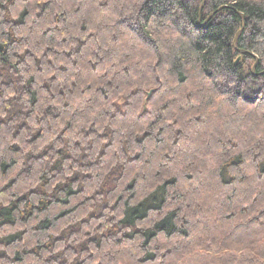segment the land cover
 Instances as JSON below:
<instances>
[{
	"label": "trees",
	"instance_id": "obj_1",
	"mask_svg": "<svg viewBox=\"0 0 264 264\" xmlns=\"http://www.w3.org/2000/svg\"><path fill=\"white\" fill-rule=\"evenodd\" d=\"M0 264H264V0H0Z\"/></svg>",
	"mask_w": 264,
	"mask_h": 264
}]
</instances>
